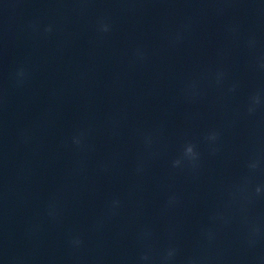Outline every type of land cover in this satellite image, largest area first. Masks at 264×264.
<instances>
[{
  "label": "clouds",
  "instance_id": "clouds-1",
  "mask_svg": "<svg viewBox=\"0 0 264 264\" xmlns=\"http://www.w3.org/2000/svg\"><path fill=\"white\" fill-rule=\"evenodd\" d=\"M98 30L102 32H107L110 30L109 25L101 22ZM44 31L50 33L52 31L51 25L46 27ZM259 66L261 68H264V62H261ZM16 76L18 82H22V78L25 76V70L23 68L18 69ZM224 77H225V73L223 72V70H218L214 74L215 82L218 85L223 82ZM235 87L236 86L233 85L229 89V91H235ZM187 94L193 97L198 95L195 84L189 86V88L187 89ZM262 104H264V94H262L261 92H256L252 94L249 98V105L247 109L248 113L254 114L256 109ZM81 135L83 134L81 133ZM219 137H220V133L216 130L210 131L205 136V140L209 143L213 154H215V152L217 151L214 145L219 140ZM73 142L77 145H80L81 140L78 137H74ZM144 143L147 148H151L152 138L150 136H146L144 139ZM200 155L201 154L197 150L196 144L192 142H187L182 148L181 155L172 161V167L181 168L183 166V167L196 169L199 165ZM246 167L248 169L249 175L242 177L238 183L231 185L227 189V194L229 199L226 202L225 207L228 208L235 204L240 205L241 211L245 213L243 217V222L246 225V237H245L246 243L248 244L249 247H255L262 235V230L258 224L254 222H250L248 220L246 213L257 199L264 198V184L253 185L252 183V175L261 169L260 158L258 157L251 158L247 162ZM142 171H143V162L141 161L137 166V172L140 173ZM178 203H179V197L175 194H172L168 197L165 207L172 208L175 207ZM120 206H121V201L119 199H113L109 204L108 212L110 214H115V212ZM49 214L52 215L53 213L50 212ZM211 219L214 222L220 224H227L229 223L231 218L226 214V212L221 211L214 214L211 217ZM201 235L205 241L211 243L215 239L216 233L212 228H205L202 230ZM151 236L152 233L150 230H145L144 232L141 233L142 240H149L151 239ZM69 243L72 247L78 248L79 246L82 245L83 241L79 236H74L72 237ZM178 255H179V248L176 245L170 244L160 254L159 257L160 264H176V259ZM151 261H152V257L149 249L143 252L138 257L137 264H151ZM184 264H199L198 258L195 256L188 257L185 259Z\"/></svg>",
  "mask_w": 264,
  "mask_h": 264
}]
</instances>
